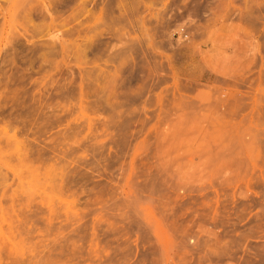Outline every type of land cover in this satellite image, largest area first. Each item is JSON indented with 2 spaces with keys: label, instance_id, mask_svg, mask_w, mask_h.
Segmentation results:
<instances>
[{
  "label": "rangeland",
  "instance_id": "rangeland-1",
  "mask_svg": "<svg viewBox=\"0 0 264 264\" xmlns=\"http://www.w3.org/2000/svg\"><path fill=\"white\" fill-rule=\"evenodd\" d=\"M43 1L0 0V264H264V0Z\"/></svg>",
  "mask_w": 264,
  "mask_h": 264
},
{
  "label": "bare ground",
  "instance_id": "bare-ground-1",
  "mask_svg": "<svg viewBox=\"0 0 264 264\" xmlns=\"http://www.w3.org/2000/svg\"><path fill=\"white\" fill-rule=\"evenodd\" d=\"M54 1H56V0H54ZM57 1H59V0H57ZM77 1H78V0H77ZM109 1H110V0H109ZM6 2H7V1H6ZM52 2H53V0H52ZM63 2H64V1H63ZM74 2H75V1H74ZM93 2H94V1H93ZM1 3H2V2H1ZM1 3H0V4H1ZM17 3H18V2H17ZM35 3H38V4H39L40 2H39V0H21V5L23 6V10H22V11L27 10V6H28V5L33 6ZM49 3H50V2H48V4H47L46 2H44V1L42 2V0H41V4H40V6H39V5L37 6V9H36V10H39L38 7H41V6H42V7H43V10H44V9L47 10L48 13L51 12L50 10H52V8L50 9V7L53 5V3L50 4V5H51L50 7L48 6ZM58 3H59V2H58ZM79 3H80V2H79ZM79 3H78V4H79ZM83 3H85V2H83ZM99 3H100V2H99ZM94 4H95V3H94ZM128 4H129V3H128ZM132 4H133V3H132ZM61 5H62V4H61ZM61 5H60V6H61ZM65 5H66V4H65ZM97 5H98V4H97ZM0 6H1V5H0ZM54 6H55V5H54ZM63 6H64V5H63ZM66 6H67V5H66ZM80 6H81V5H80ZM135 6H136V5H135ZM58 7H59V6H58ZM28 8H29V7H28ZM34 8H35V7H34ZM96 9H97V8H96ZM0 10H1V7H0ZM36 10H35V11H36ZM41 10H42V9H41ZM41 10H39V11H41ZM43 10H42V11H43ZM33 11H34V9H33ZM114 11H115V10H114ZM0 12H2V11H0ZM27 12H28V11H27ZM31 12H32V11H30V13H31ZM36 12H37V14L39 13L38 11H36ZM36 12H34L35 15H36ZM45 12H46V11H45ZM97 12H98V11H97ZM17 13H18V12H17ZM32 13H33V12H32ZM104 13H105V12H104ZM28 14H29V13H27L26 15H28ZM34 14H33V15H34ZM39 14H43V13H39ZM50 14H53V13H50ZM29 15H30V14H29ZM29 15H28V17H29ZM43 15H45V13H44ZM43 15H42V16H43ZM46 15L49 16L47 13H46ZM93 15H94V14H93ZM22 16H23V15H22ZM37 16H41V15H37ZM81 16H82V14H81ZM16 17H17V16H16ZM28 17L25 16V17H24V20H25L26 18H28ZM32 17H33V16H32ZM44 17H45V16H44ZM52 17H53V16L51 15V17H48V18H52ZM90 18H91V17H90ZM14 19H15V18H14ZM19 19L22 20L21 18H19ZM102 19H103V18H102ZM121 19H122V18H121ZM29 20L31 21L32 19H29ZM29 20H28V22H29ZM39 20H41V18H39ZM50 20H51V19H50ZM54 20H55V19H54ZM54 20H53V21H54ZM90 20L92 21V19H90ZM98 20H100V19H98ZM118 21H119V20H118ZM108 22H109V21H108ZM23 23H24V22H23ZM25 23H26V22H25ZM25 23H24L23 25H26ZM29 23H30V22H29ZM52 23H53V22H52ZM27 24H28V23H27ZM100 24H101V23H100ZM28 25H29V24H28ZM95 25H96V24H95ZM26 26H27V25H26ZM96 26H97V28H98V24H97ZM99 26H101V25H99ZM27 27H28V26H27ZM90 27H91V26H90ZM93 27H95V26H93ZM24 28H25V27H24ZM52 28H53V27H52ZM97 28H95V29H97ZM91 29H92V28H91ZM19 30H20V29H19ZM36 30H37V29H36ZM36 30H35V31H36ZM93 31H94V30H93ZM35 33L38 34L37 32H35ZM54 33H55V32H54ZM51 34H53V33H51ZM117 34H118V32H117ZM119 35H120V34H119ZM34 36H35V35H34ZM120 36H121V35H120ZM25 37H27V36H25ZM116 37H117V36H116ZM121 37H122V36H121ZM29 39H30V38H29ZM38 39H39V38H38ZM113 39H114V38H113ZM124 39H125V37H124ZM130 39H131V38H130ZM119 40H120V39H119ZM30 41H31V40H30ZM36 41H37V40H36ZM139 41H140V40H139ZM41 42H42V41H41ZM135 42H136V41H135ZM36 43H37V42H36ZM36 43H35V44H36ZM85 45H86V44H85ZM133 46H134V45H133ZM135 46H136V45H135ZM39 47H41V46H39ZM217 47H218V46H217ZM220 47H222V45H221ZM220 47H218L217 49L219 50ZM257 48H258V47H257ZM221 49H222L223 53L226 52V50L224 49V47L221 48ZM221 49H220V50H221ZM127 50H128V49H127ZM134 50H135V49H134ZM141 52H142V51H141ZM204 64H205V63H204ZM207 69H208V68H207ZM208 70H209V69H208ZM206 71H207V70H206ZM122 72H123V71H122ZM208 72H211V71H208ZM208 78L210 79V77H208ZM123 84H124V83H123ZM1 100H2V99H1ZM225 100H226V99H225ZM225 100H224V101H225ZM222 103H223V102H222ZM224 104H225V103H224ZM114 107H115V106H114ZM2 133H3V132H2ZM1 135H2V134H1ZM6 138H7V136H6ZM6 140H7V139H6ZM8 141H11V139L8 140ZM13 141H15L14 138H13ZM16 142H17V141H15L14 143H16ZM14 145H15V144H14ZM195 148H196V147H195ZM19 151H21V150H19ZM197 152H199V151H197ZM17 153H18V152H17ZM17 155H18V154H17ZM22 155H23V153H22ZM19 159H20V158H19ZM4 166H5V165H4ZM5 167H6V166H5ZM168 234H169V233H168ZM159 237H160L161 239H163V241H164V243H165V239H164V237H163L162 235H160V234H159ZM166 242H167V241H166Z\"/></svg>",
  "mask_w": 264,
  "mask_h": 264
}]
</instances>
